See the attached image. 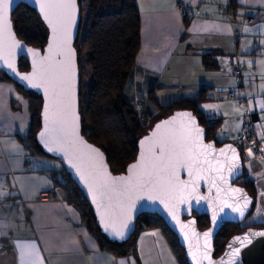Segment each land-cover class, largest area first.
Returning <instances> with one entry per match:
<instances>
[{"label": "crops", "instance_id": "obj_1", "mask_svg": "<svg viewBox=\"0 0 264 264\" xmlns=\"http://www.w3.org/2000/svg\"><path fill=\"white\" fill-rule=\"evenodd\" d=\"M180 2L188 6L185 15L177 9ZM135 3L140 45L128 90L144 94L153 87L158 94L169 87L182 98L202 92L206 98L199 107L219 119L214 132L219 142L236 143L243 124H250L262 151V157L247 148L242 153L245 176L256 192L250 218L264 223V0ZM210 50L219 53L215 68L202 63ZM234 53L244 66L242 91L232 79ZM29 123L26 96L12 81L0 80V264H180L159 228L140 232L131 254L101 250L81 211L54 182L51 170L57 168L25 146Z\"/></svg>", "mask_w": 264, "mask_h": 264}, {"label": "trees", "instance_id": "obj_2", "mask_svg": "<svg viewBox=\"0 0 264 264\" xmlns=\"http://www.w3.org/2000/svg\"><path fill=\"white\" fill-rule=\"evenodd\" d=\"M78 1L81 20L75 47L80 73L79 110L82 132L105 151L111 170L118 172L135 158L136 142L148 128L142 121L140 111L127 96V86L140 45L139 13L135 0H86L87 12L83 28L82 5L81 0ZM12 20L17 36L27 44L41 47L45 43L47 29L33 8L20 4L13 11ZM218 57L219 53L216 50L207 51L202 56V63L207 68H215L218 66ZM27 67L26 60L21 59L19 68ZM82 78H89V81L82 83ZM0 80L11 81L1 70ZM15 85L26 96L30 113V123L24 136L25 146L31 154L48 157L36 142L41 99L33 91H25L19 85ZM152 90L153 87L146 93V99L163 110L161 117L173 109H191L197 115L199 123L205 127L206 139H214L217 144L221 143L214 135L219 119L208 116L199 107V102L206 98L202 92L193 98L177 97L169 104H161ZM237 146L242 154L243 150ZM51 172L54 182L64 190L67 201L81 211L87 228L96 237L101 250L115 256L131 254L135 250V241L140 232L159 228L166 236L180 264H187L183 248L163 219L157 215L141 214L137 217L135 231L128 240L121 242L110 240L99 230L87 200L63 167L53 169ZM237 182L255 198V188L252 181L246 178L245 171ZM197 223L200 229H204L209 224L208 218L205 215L199 216ZM242 224L225 223L219 229L214 239L215 256L222 252L226 240L231 235L248 225L264 227L261 221Z\"/></svg>", "mask_w": 264, "mask_h": 264}, {"label": "water", "instance_id": "obj_3", "mask_svg": "<svg viewBox=\"0 0 264 264\" xmlns=\"http://www.w3.org/2000/svg\"><path fill=\"white\" fill-rule=\"evenodd\" d=\"M20 4H25L34 9L39 18L43 22L47 29V37L45 43L41 47H36L27 44L24 40L20 39L15 31L12 13L16 7ZM9 19L12 25V33L16 43L20 45L19 48H13L12 41L5 42V59H11L14 63V70L8 68L4 60H0V70L7 75V77L15 84L19 85L25 91H33L41 99L40 109V123L39 129L36 132V142L42 151L48 155L49 158L59 161L65 172L76 184L81 191L84 198L87 200L94 220L101 231L110 240L121 242L130 238L136 228L137 217L141 214L157 215L163 219L164 223L177 237L179 245L184 250V257L187 264H264V236L253 235L255 233H264V227H256L248 225L245 229L231 235L225 242L222 252L215 256L214 239L219 229L225 224H242L249 217L255 204V198L247 191V189L239 184L237 181L242 177L244 171L243 158L241 150L231 141H224L217 144L214 139H206V130L203 125L199 123L197 115L193 110L188 108L173 109L167 115L158 118L153 124L148 127L140 138L136 142V155L133 160L128 162L122 170L114 172L111 170L107 155L105 151L94 142L90 141L82 132L81 114L79 107V85H80V73L78 67L77 50L75 42L79 32L80 26V7L79 1L76 0V13L75 23L71 27V40L70 46L75 53V96L74 107L75 113L78 116L77 132L75 135L71 134V120L69 118L67 125V134L59 130H53V126L50 124V134L55 135L59 140V143L47 142L48 137L42 139L40 133L45 131V106L49 104V97L46 95L43 87H33L28 81L21 79L25 75H30L33 72L34 59L39 61V57L34 58L32 53L28 50L38 51L40 57H44L48 54V46L52 42L53 33L52 29L44 20L43 14L40 11L39 4L36 0H12L9 7ZM11 52V56L9 53ZM25 59L27 62V69L19 68V61ZM180 113H190L191 118L195 120V125H189V117L178 116ZM173 117H177V120L173 127H180L182 124L190 127L199 128L202 130V143L210 144L213 146L212 155L209 157L213 162V167L216 171H205L203 173L204 179L199 180L196 192L188 197L185 203H178L177 200H169V207H165L164 203H161L159 199H150L149 194L146 191H133L129 195L123 197L125 206L124 214L120 217V221L127 220V227L122 229L123 236H117L114 234L111 228L105 229L101 223L100 211L97 208V204L93 202V194L89 191L88 185L81 179V174L86 177L89 174H94L93 161L90 159L94 154H91L85 145L98 149L103 153V165L106 167L107 172L113 176H127L128 167L138 161L142 146L141 141L152 135L156 131V126L162 124L164 121L170 120ZM82 141L83 143H80ZM62 145V147H61ZM49 147L54 150L49 151ZM224 149V155H220V150ZM235 149V154L231 151ZM219 161V163H217ZM76 165V167H73ZM207 167V166H205ZM79 169V171H78ZM231 169V171H229ZM223 177V179H221ZM180 180H189L188 173L185 169L179 171ZM213 181L215 186H213ZM117 189L119 186L117 185ZM233 189H239L240 191H232ZM115 195V194H114ZM153 195H156L153 193ZM188 195L187 193L185 194ZM205 197V199H198V197ZM134 201V203H133ZM107 203V200H105ZM247 204L246 207L244 205ZM129 205L131 207L129 208ZM243 207V215L239 212L233 211V207ZM175 211L178 219H174L169 209ZM205 215L208 218V226L204 229L198 227L197 218ZM215 216V219L213 217ZM119 226V222H118ZM182 226H186L183 227ZM210 235L205 238L204 234ZM247 236L248 240L243 238ZM240 237L241 241L233 243L234 238ZM250 241V242H249ZM229 244H232V248H229ZM207 245V248L205 247ZM234 249H239V252H234ZM207 252L208 258L205 259L204 255ZM195 254L196 259H193Z\"/></svg>", "mask_w": 264, "mask_h": 264}, {"label": "snow or ice", "instance_id": "obj_4", "mask_svg": "<svg viewBox=\"0 0 264 264\" xmlns=\"http://www.w3.org/2000/svg\"><path fill=\"white\" fill-rule=\"evenodd\" d=\"M11 2L12 0H0V60H4L8 68L14 70V63L11 59H5L4 55L6 41L11 40L13 48L20 47L14 40L9 19ZM36 3L39 4L44 20L52 29L53 39L48 46V54L44 57H40L38 51L28 50L34 58L39 57V61L34 59L33 72L21 79L28 81L33 87L44 88L49 97V104L45 106V131L40 133V137L42 139L48 137L49 140L46 143H59L57 137L50 134L49 125L53 126V130L67 134L70 118L71 134L75 135L79 119L74 107L75 53L70 46L71 27L75 23L76 0H36ZM9 55L11 56V52ZM260 106L264 108V103ZM178 116L189 117V125H195V120L191 118L190 113H180ZM176 120L177 117H173L158 124L156 131L141 141L143 150L138 161L129 165L127 176H111L103 165V153L85 145L89 152L94 154L90 157L93 161L94 174H89L87 177L81 174V179L92 192L93 202L97 204L98 209H101L100 219L106 230L111 228L115 235L123 236L122 229L127 227V220L120 221L125 210L122 198L131 192L146 191L150 199H159L167 208L170 199L185 203L188 197L196 192L199 180L204 179L203 173L217 170L209 158L212 155L213 146L202 143V130L183 124L180 127H173ZM80 143L83 142L80 141ZM52 150L54 149L49 147V151ZM231 151L235 154V149ZM224 153L225 150L221 149L220 155ZM182 168L187 171L190 178L187 181L179 178V171ZM213 186H215L214 181ZM232 191L240 190L233 189ZM198 199H205V197L201 196ZM227 206L233 207L232 205ZM246 206L247 204L244 205ZM169 210L173 218L178 219L175 211L171 208ZM233 211L239 212L242 216L244 209L233 207ZM209 235V233L204 234L205 238ZM253 235L264 236V233ZM243 239L248 240V237L245 236ZM238 241L242 243L240 237L234 238L233 243ZM25 247L34 248V245ZM205 247L207 248V245ZM229 248H232V244H229ZM234 252L238 253L239 249H234ZM204 258H208L207 252ZM193 259H196L195 254H193Z\"/></svg>", "mask_w": 264, "mask_h": 264}, {"label": "rangeland", "instance_id": "obj_5", "mask_svg": "<svg viewBox=\"0 0 264 264\" xmlns=\"http://www.w3.org/2000/svg\"><path fill=\"white\" fill-rule=\"evenodd\" d=\"M81 5H82V20H83V28H84L86 12H87L86 0H81ZM162 79L160 78V82H163ZM232 79L234 80L235 78L232 76ZM88 81H89V78H82V83H86ZM167 88H169V87H167ZM167 88H160L159 93H158V94H160V96L153 89V95L156 97L158 102L161 104H169L177 98L176 96L174 97V95H172V92H170ZM147 90L149 91V88ZM127 96H129L131 98V101L133 102V104H135L134 102H136L137 100H142L143 105L141 108H137V110L140 111V114L142 116V121L146 126L150 127L154 121H156L159 117H161L163 115V110H161L160 108H157L156 106L152 105L149 101H147L146 93H144V94H142L141 92L133 93V92H130L128 90ZM46 161L51 166H53L57 169L61 167V164L59 163V161H57L55 159L46 157ZM251 215H253V212ZM251 215L245 220V222L242 225L254 223V220H253L254 216H252V218H250Z\"/></svg>", "mask_w": 264, "mask_h": 264}, {"label": "built area", "instance_id": "obj_6", "mask_svg": "<svg viewBox=\"0 0 264 264\" xmlns=\"http://www.w3.org/2000/svg\"><path fill=\"white\" fill-rule=\"evenodd\" d=\"M178 11L185 15L188 9V6L184 2H180L177 7ZM230 65L232 69L233 76L235 78V81L237 83L236 90L242 91L243 89V70L244 66L239 61V57L236 53L232 54L230 56ZM227 96L229 98L234 97V91H229L227 93ZM243 103H248V98L243 97L241 100ZM136 108L142 107V102L140 100H137L135 103ZM235 144L239 145L240 148L243 150L244 148H247L250 150L251 154L254 157H262V151L260 146L257 143V140L255 139L250 124H243L242 128L240 129L239 133L236 136Z\"/></svg>", "mask_w": 264, "mask_h": 264}]
</instances>
